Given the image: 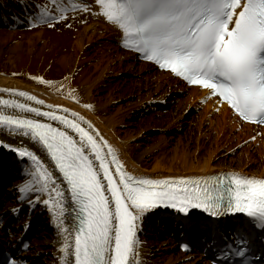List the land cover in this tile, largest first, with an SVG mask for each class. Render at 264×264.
<instances>
[{
    "label": "snow or ice",
    "instance_id": "1",
    "mask_svg": "<svg viewBox=\"0 0 264 264\" xmlns=\"http://www.w3.org/2000/svg\"><path fill=\"white\" fill-rule=\"evenodd\" d=\"M92 3L95 10L84 0H47L37 4L29 25L62 20L69 11L99 15L122 33V46L188 84L208 89L241 119L264 124V0ZM34 79L53 84L40 76ZM0 92L36 102L33 106L0 94V129L32 142L25 146L0 140V147L28 162L27 178L17 186L19 199L32 193L29 206L42 204L51 214L61 264H143L138 232L145 216L159 208L173 209L185 220L197 209L213 218L242 214L231 237L213 240L219 253L213 264H264V177L238 172L137 175L127 170L120 150L80 113L61 104L41 107L45 101L28 91ZM69 98L76 99L72 90ZM9 108L22 114H9ZM41 150L47 162L38 154ZM69 218L71 224L66 222ZM181 248L187 250L189 244ZM7 264L25 262L10 257Z\"/></svg>",
    "mask_w": 264,
    "mask_h": 264
},
{
    "label": "bare ground",
    "instance_id": "2",
    "mask_svg": "<svg viewBox=\"0 0 264 264\" xmlns=\"http://www.w3.org/2000/svg\"><path fill=\"white\" fill-rule=\"evenodd\" d=\"M64 2L67 3L68 1L64 0ZM84 2L89 3L95 10L92 0H84ZM13 7L10 9L0 2V26L5 25L7 28H12L10 32L0 30V60L4 58L5 65H12L23 54L41 60L47 53L48 47L51 46L49 45L51 43L42 41V32L29 37L26 41H14L16 31L13 30L20 24L29 23V17L38 11L37 7L24 3V1L18 5L15 4ZM77 14H81L83 17L77 26L78 32L72 44L71 52L61 55L55 62L59 66L58 71L65 75L64 79L66 80L63 79L61 84L68 83L70 85L75 74L83 92V99L80 103L60 96L55 90L48 89L47 86H39L34 78L18 75L16 71L12 72L8 67H6V71L0 70V89L16 88L28 91L45 101V105L41 107H46L48 104H61L65 108L80 113L92 122L101 135L120 150V159L129 171L137 175L160 178L207 176L231 171L248 176L264 177V128L241 123L225 104L219 102L215 96L209 95L207 90L187 87L178 78L173 77L171 73L159 71L154 65L139 61L135 53L126 50L120 43L122 33L114 25L105 21L103 17L85 11H80ZM73 15L76 14L73 13ZM94 44L100 45L101 48H94ZM17 54L18 56H16ZM123 71L125 74L137 76V80H131L132 82L129 83L126 81L125 86L135 87L134 84H137L136 86L139 87L137 90L141 92L138 97H143L144 101L148 100L157 104V101L160 100V104H171L173 100L187 110H202L198 111L197 115L190 114L188 118L179 115L169 119L170 122L163 129L168 134L162 136L159 143L150 145V147L144 143L137 144L135 142L138 140L148 139L147 135L142 134L144 128L141 129L140 127L139 132L135 130L136 128H132L139 126L132 121V117L133 114L138 113L140 108H143L141 103L143 100L136 103L122 96V99L128 103H122V101L118 107H114V103L119 102V97L109 93L105 95L108 100L104 103L99 102L95 111L84 107L93 101L94 90L98 89L108 78L118 76ZM129 86L125 89H128ZM165 86L168 87L165 92L168 94L161 96V98L152 96L151 90L154 87L157 88L156 92H159ZM175 93H180L182 97L170 98V94ZM0 94L6 98L20 99L22 102L37 106L36 102L28 101L25 97H19L18 93L14 96L9 93L0 92ZM168 98L170 102H167ZM7 112L9 114H22L19 110L12 108L7 109ZM202 113L204 114L202 115ZM23 114L31 115L30 113ZM198 116L199 118H197ZM203 119L208 121V125ZM52 123L58 122L52 121ZM123 126H127L129 129L122 131L120 127ZM237 130L241 131L237 134ZM187 139L188 141H186ZM245 139H252L254 143L245 144L242 150L235 152V149L243 144ZM0 140L13 145H32L30 137L13 136L7 129H0ZM142 144L145 146L144 148L141 147ZM257 144H259L258 148H256ZM168 147L170 148L168 149ZM135 150L137 152H134ZM156 151H161V154L156 155ZM0 154L11 158L12 163L27 166L26 160L22 162L21 158L6 147H0ZM38 154L44 157L46 162L48 161L46 152L41 150ZM229 154L236 155L229 157ZM233 165H237L236 168ZM13 169L14 167L8 166L4 178L1 177L0 179L6 180L16 174L17 172ZM21 182L22 180L18 181V183ZM32 196L33 194L29 193L27 199H19V201L24 203L31 200ZM26 207H30L29 203ZM44 209L43 218L47 217L50 221L47 225L52 229V235L50 238L37 239L35 241L37 246L30 256H39L40 251L45 250L51 244L56 250L54 256L57 258V264H61L57 228L51 219V214L45 207ZM148 216L149 214L145 218ZM66 222L71 224V219L69 218ZM22 223L23 225L26 224V219L16 226ZM140 234L141 231L138 232V236L141 241L140 256L143 264H209L200 255L179 252L175 242L170 237L162 235L163 237L161 236L162 238H159L156 246H154L155 244L145 243ZM41 235L39 236L41 237ZM18 236L20 237V235ZM155 236L158 235L155 233ZM17 238L13 239L17 241ZM0 241L6 243L9 241V237L3 234L1 227Z\"/></svg>",
    "mask_w": 264,
    "mask_h": 264
},
{
    "label": "rangeland",
    "instance_id": "3",
    "mask_svg": "<svg viewBox=\"0 0 264 264\" xmlns=\"http://www.w3.org/2000/svg\"><path fill=\"white\" fill-rule=\"evenodd\" d=\"M21 1H25L27 3L30 4H34V3H38V4H45L47 2V0H0V2H3L4 4H6L8 7H10L11 9L14 8L13 6L15 4H20ZM68 1V0H67ZM66 2V1H65ZM68 3V2H67ZM53 12L55 11V8L51 9ZM77 13H80L79 10L76 11ZM76 14V15H73ZM75 12L69 11L66 14V17L62 20H58V21H50L49 24H36L34 26H30L29 24L26 25V27H22V26H18L17 28H14L13 30L16 31V34L14 36V41H26L29 37L38 34L40 32H42L41 35L42 36V41H46L49 42L51 44V46L48 47L47 49V53L45 54V56L40 60V59H33L32 56L30 55H21L22 57L15 62V64L12 65H5V59H1L0 60V70L1 71H6V67L10 68V70H12V72H15L18 75H21L23 77H36V76H40L43 77V79L45 80H50L53 81V84L51 85H47L44 84L42 81H38L39 86H47L48 89L51 90H55L59 95L64 96L69 98V91L72 90V94L76 96V99L74 100L75 102L80 103L83 99L82 96V91H81V87L80 84L78 83L77 78H75V74H74V79L72 78L70 85L67 83L65 84H61V81L65 78V75H63L61 72L58 71L59 66L56 64L55 60H57L61 55L64 54H69L71 52V47L72 44L74 42V40L76 39V34L78 32V25L81 23L82 21V15L81 14H77ZM21 27V28H20ZM0 30H2L3 32H10L12 31V28H7L5 27V25L0 26ZM53 46V47H52ZM94 48L99 49L101 48L100 45H96L94 44ZM18 56V54L16 55ZM94 62V61H91ZM124 69V68H123ZM125 70V69H124ZM113 75V74H112ZM111 75V76H112ZM137 76L134 74H125L124 71L120 72L118 76H113L108 78V80L104 81L101 86H99L98 89L94 90L93 92V101L90 103L93 107L92 108H88L92 111H95L96 106L99 102H106L108 99L105 97V95H108L109 93H111V95H116V97H119L117 103H114L115 106L114 107H118V105L122 102V103H128V101L126 102V100L122 99V96H125L127 98H129V100L131 102H140L141 100H143L144 98L141 97L139 98L138 96L140 95V91L137 90L136 85L134 84V86H129L128 89H125L127 86H125V82L128 81L132 82L131 80H137ZM36 80V79H35ZM66 80V79H64ZM61 85H63V87H61ZM175 88V87H174ZM141 89V87H140ZM156 87H154L151 92H152V96H156V98H161V96L168 94L165 93L168 90V87L165 86L163 89H161V91L156 92ZM105 97V98H104ZM182 95L180 93L178 94H170V98H181ZM122 99V100H121ZM73 100V99H72ZM117 100V99H116ZM115 101V100H114ZM148 101V100H147ZM147 101H141V103L143 104V108H140V110H138L137 114H133V119L132 121H134L136 124H139L138 127L134 126L132 128H136L135 130H137V132H139L140 130H138L140 127L141 129L144 128V131L142 132V134H144L145 136L147 135L146 140H138L135 143H144L145 145H149L147 147H150V145L159 143L162 139V136H165L166 132H164V128L167 126V124L170 122L169 119L173 118V117H178L179 115H184V117H189L190 114H194L197 115L198 111H201L200 109H196V110H187L185 109V107L183 106H179L178 104H176V101L174 102L172 100L171 104L168 105H162L161 107H159L158 103L161 102L160 100L157 101L156 103H151V102H147ZM167 102H170V99L168 98ZM204 113H202L203 115ZM105 115V113H104ZM201 116V115H200ZM205 117V116H204ZM199 118V116L197 117ZM131 120V119H130ZM204 121H206L205 123L207 124L208 121L206 119H203ZM208 125V124H207ZM120 129L122 131H125L127 129H129L127 126H123L120 127ZM241 130H237L236 133L238 134ZM179 133V132H178ZM177 133V134H178ZM180 135V134H179ZM168 137H170L169 135H167ZM166 136V137H167ZM183 136V135H182ZM181 138H186V137H181ZM188 141V139L186 140ZM172 142V141H171ZM235 142V141H234ZM249 143H254L252 139H248L243 142V144H241L239 147H237V149H235V152H238L240 150H242L243 146L245 144H249ZM259 144H257L256 148H258ZM142 148H144L145 146H143V144L141 145ZM171 147V146H170ZM168 147V149L170 148ZM245 147V146H244ZM166 151V150H165ZM134 152H137L136 150ZM155 154H161V151H156ZM2 155V156H1ZM0 155V174L2 175V173L4 172V170L6 169L7 165L11 164V158H9L8 156H4L3 154ZM236 154H229V157H233ZM13 165H18V164H13ZM21 164H19L18 169L20 174L18 176L22 177V181L26 179V177L22 176L24 174V168L20 167ZM234 168H236L235 166L237 165H233ZM18 176H12L11 179L18 177ZM11 180H9L8 182H6L4 184V187H6L7 185H11L13 187H17L19 184L17 181H13L10 184ZM2 191H6L3 190ZM8 191V190H7ZM10 192V191H9ZM8 192V193H9ZM17 192V191H16ZM15 192L14 197H10V199H12L11 201L8 202V210L10 211L13 208H19L20 206L25 207V202L21 203V202H17L16 201V195L17 193ZM6 196V195H5ZM20 194L17 195V197L19 198ZM32 199V198H31ZM26 204H28V201H26ZM32 210H28V212L32 213L35 212L38 214V216H43L45 214L44 212V206L42 204H36V206L34 208L30 207ZM46 222L48 221L47 219H45ZM50 223V222H49ZM156 225H158L157 222H155ZM41 228H44V226H41ZM159 227H156V231L159 233ZM52 229H47L45 230L44 233H42L41 237H37L36 239L33 240V245H32V251L36 248L37 245H35V241L38 239H44V238H50V235H52ZM154 231H155V226H153V224H151L149 222V220H145V224L142 228V232H141V237L144 238V242L145 243H150L155 244L154 246H156V242L159 240V238H156V236H154ZM36 232H40L39 229L36 230ZM156 232V233H157ZM55 248L50 244L49 246H47L45 248V250L40 251V255L39 257L36 259V264H57V258L54 256L55 253Z\"/></svg>",
    "mask_w": 264,
    "mask_h": 264
}]
</instances>
